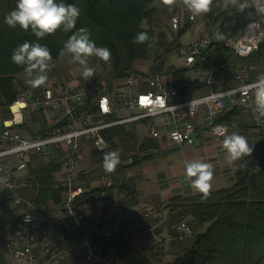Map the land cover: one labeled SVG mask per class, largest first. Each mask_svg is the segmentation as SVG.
Listing matches in <instances>:
<instances>
[{
    "label": "built area",
    "instance_id": "built-area-1",
    "mask_svg": "<svg viewBox=\"0 0 264 264\" xmlns=\"http://www.w3.org/2000/svg\"><path fill=\"white\" fill-rule=\"evenodd\" d=\"M187 19L195 18L188 13ZM169 23L177 32L181 27L179 13L171 15ZM211 43V36L206 34L185 45L179 44L176 53L183 62L179 69L193 67ZM261 43H264V14L259 13L246 20L237 35L226 38L224 46L231 54L227 60L207 64L206 92L185 98L177 96L173 69H136L103 81L48 79L36 88L27 83L23 72L19 73L13 81L16 94L8 105L10 116L0 127V178L5 180L0 184V193L3 209L10 204L21 208L14 224L0 234L3 250L18 264H60L65 260H78V264H157L155 261L133 262L126 253L102 252L107 242L130 241L134 233L123 203L121 182L110 174L100 176L89 222L77 204L86 190L79 174L88 170L92 149L107 147L105 129L133 121L146 124L147 137L156 144L169 142L181 147L193 145L191 135L196 133L199 116L203 134L220 140L227 132V125L217 121V117L227 108L238 107L256 138L264 142V121L257 122L253 113L249 87L264 78V61L261 71L254 73L255 64L245 60ZM225 68L230 69L232 78L231 83L222 88L219 75ZM29 112L37 113L42 124L23 135L20 130L28 128L26 115ZM122 112L131 114L115 118ZM31 155H38L43 162L55 163L50 177L54 187L61 191L58 204L37 209L31 200L21 196ZM107 204L115 209L110 220H104L101 214ZM147 212L150 214V210ZM167 220V216H155L149 230ZM171 228L175 235L153 237L154 252L161 251L173 239L182 241L196 233L186 220L174 223Z\"/></svg>",
    "mask_w": 264,
    "mask_h": 264
},
{
    "label": "trees",
    "instance_id": "trees-1",
    "mask_svg": "<svg viewBox=\"0 0 264 264\" xmlns=\"http://www.w3.org/2000/svg\"><path fill=\"white\" fill-rule=\"evenodd\" d=\"M152 1L63 0L64 3H74L81 9L73 32L86 27L98 47H107L111 51V59L107 63L96 57L91 58L101 68H108L103 76L92 78L103 81L136 70L133 68L134 61L146 58L152 43H155L156 49L161 47L165 34L164 32L156 34L153 30L156 12ZM14 8L15 0H0V104L4 107H8L15 98L14 78L19 73H24L23 67L17 66L11 60L13 49L25 41L38 42L49 48L54 62L60 56L63 44L73 34L58 30L54 35L38 40L31 29L24 31L18 25L9 28L4 23V17ZM231 20L232 17L223 19L215 30L211 44L224 47L226 38L236 32L237 25H241L232 24ZM185 29L186 26L181 25L176 36H180ZM140 32H147L150 38L148 42L143 44L134 42V38ZM217 33L222 34L224 38L216 39ZM176 45L179 44L170 42L169 49L165 50L177 48ZM249 59L253 64H261L264 61V43L259 45ZM151 69L152 67L148 68L153 71ZM204 86L205 83L198 79H181L176 83L177 96L185 98L189 93ZM216 120L224 122L226 116L217 117ZM103 136L107 147L102 150H91L92 165L102 164L106 152L119 149L130 152L136 147L137 154H132L130 162L123 165L134 166L149 158V156L142 158L143 153L158 150L156 142L150 138H144L138 143L135 130L127 123L105 129ZM249 144L254 146V150L250 157L235 161L233 183L230 186L211 190L206 199H203L200 193L189 196L174 195L163 204L170 214L169 227L172 234L175 235L176 232L171 226L181 220H186L196 229V233L187 238L190 240L188 243L187 239L184 240L187 244L185 252L178 256L173 264H264V142L257 140ZM54 168L53 161H39L35 167L29 169L28 184L31 189L29 200L37 209L48 202L58 204L61 200V191L54 187L50 177V172ZM79 176L84 175L81 172ZM117 180L125 181L131 187V190L120 187V191L132 202L135 198L133 180L125 176ZM96 191L97 188H93L86 192V195L83 193L81 196H84L79 203L93 201L92 196ZM2 205L3 202L0 206ZM144 224H149L148 219L144 220ZM111 246L119 254L129 252L126 241L121 243L109 241L103 246L102 252L108 251ZM60 264H78V260H65Z\"/></svg>",
    "mask_w": 264,
    "mask_h": 264
},
{
    "label": "crops",
    "instance_id": "crops-1",
    "mask_svg": "<svg viewBox=\"0 0 264 264\" xmlns=\"http://www.w3.org/2000/svg\"><path fill=\"white\" fill-rule=\"evenodd\" d=\"M152 4L155 7L156 12L155 20L153 22V30L155 32L157 31V33L164 32V40H167V42L174 41L176 44H182L180 42V38L184 35V33L190 34L189 41L193 38H197L206 34H209L213 40L215 30L219 27L220 23L224 18L230 19V17H232L230 23H234L235 25L241 23V25H237L238 28L236 32L231 35L235 36L239 33L240 28L246 20L253 19L259 14L254 7H247L243 12L238 11L237 6L233 3V0H213L212 8L209 13L198 16L193 21H188L187 16L189 12L184 8L180 0H178L177 4L173 6V10L171 11H169L168 6L163 4L162 0H153ZM174 13H179L181 25L186 26L185 31L180 36H176L177 32H174L170 27L169 19ZM211 46L215 45L211 44L208 49ZM216 47L217 49L215 53L220 55L218 58V63L227 60V58L225 59L224 56H221V53L223 50H225L230 54V51L225 46ZM207 52L208 50L203 53L201 60L197 61L193 67L189 68L192 70L199 69L201 66L206 67L204 76L201 79L194 78L202 82L205 81V77L207 75V65L202 63L206 62L204 58H207V54H210V52ZM230 56L231 54L229 57ZM255 66L254 73L260 72L262 65L255 64ZM177 68L179 69L180 67ZM177 68L174 67L172 69L176 70ZM168 69L170 68L162 66L158 70L153 71H164ZM140 70L145 71L148 69L146 68L144 70ZM254 73L252 74L254 75ZM231 78L232 76L230 69H223L219 75L220 86L222 88L227 87L231 83ZM206 90L207 88L204 86L195 92L189 93L188 95L204 94ZM3 108L4 106L0 104V127L2 125V121L10 116L8 107H5V109ZM224 116H226V120L224 122L227 125L228 134L235 131L240 135H243L242 132L245 131L253 134L252 138H247L248 142H255L258 140L256 138L255 132L250 129L249 121L247 120L241 108H227L219 117ZM26 117L29 119V124L27 129L20 130L21 134L23 135H27L30 131L39 128L42 124L40 116L35 112H29ZM197 124V143H193V145H183L181 147H177L169 142H165L162 145L157 144L158 150H155L157 153L149 156V158L143 159L138 164L131 166L130 168H125L122 177L125 176L133 180L135 192V198L132 202L128 201L126 197L123 200V203L126 206L127 216L132 221L134 228V233L130 236V241H126L128 243L129 249V252L126 254L133 262L155 261L157 264H173L174 260L185 252V241L187 238L185 241L173 239L159 252H154L153 250V237L155 235L167 236L168 234H172L169 227L170 214L168 209L163 207V204L174 195L189 196L197 193L190 187L189 183L184 177L183 164L185 160L203 159L213 165L214 177L212 180V190L225 188L233 183L235 162H227L225 158L227 154L220 146L223 138L220 140H213L205 136L203 134L200 116L197 118ZM233 125H235V127H233ZM135 129L137 128L135 127ZM147 133H142L138 136V143H140L144 138H148ZM28 158L29 164L26 169V174L23 178L24 186L20 190L21 196L27 199H29L31 190L30 185L28 184V177L30 174L29 169L35 167V165L41 161L38 155H31ZM129 162L130 160L128 159V163ZM88 172L89 171L82 172L84 176L81 177L84 180L86 187L84 195H86V192L97 187L100 178L99 176L97 178L98 180L94 181L95 179H92L91 177L89 178ZM122 177L118 179H121ZM121 183L124 184L127 182L124 181ZM1 196L2 194L0 193V203L2 204ZM83 196L78 198L77 204L78 207L86 214V219L90 222L92 220L94 206L92 200L79 203V200L81 201ZM94 196L95 194L92 196L93 199ZM52 204L54 205V203L48 202L46 205ZM148 210H150V214L147 212ZM114 211V207L107 204L101 210L102 218L104 220H110ZM157 215L167 216V222H164L156 228L149 230L152 220ZM17 217L18 214L13 218L10 226L14 224ZM146 219H148L149 224L145 225L144 220ZM119 243L121 242L119 241ZM108 251L110 253H118L113 246H111ZM5 254L7 253L5 252Z\"/></svg>",
    "mask_w": 264,
    "mask_h": 264
},
{
    "label": "clouds",
    "instance_id": "clouds-1",
    "mask_svg": "<svg viewBox=\"0 0 264 264\" xmlns=\"http://www.w3.org/2000/svg\"><path fill=\"white\" fill-rule=\"evenodd\" d=\"M173 10L178 0H162ZM192 18L207 14L211 11L213 0H180ZM238 11L243 12L247 7H254L258 13L264 14V0H233ZM81 14V9L74 3H64L63 0H15V8L6 14L4 23L9 28L17 25L24 31L31 32L39 39L54 35L58 30L64 33L73 32ZM216 39H223V35L216 34ZM147 32H140L134 38L137 44L149 41ZM61 56L69 55L72 62L80 67L82 77L87 81L94 76L95 69L90 66V58L96 57L107 63L111 59V51L107 47H98L91 39L88 28L81 27L74 31L63 44ZM11 60L17 66L23 67L27 83L32 87H40L48 80V72L53 65V57L49 48L38 42L25 41L12 51ZM252 91L253 113L257 122L264 121V78L249 86ZM235 127V125H233ZM221 148L226 152V160L233 163L244 157H250L254 146L250 145L245 136L238 132H227L223 135ZM120 163L118 151L106 152L103 157V169L112 173ZM184 177L190 187L206 199L212 190L214 177L213 165L203 159L185 160ZM5 183L0 178V184Z\"/></svg>",
    "mask_w": 264,
    "mask_h": 264
},
{
    "label": "rangeland",
    "instance_id": "rangeland-1",
    "mask_svg": "<svg viewBox=\"0 0 264 264\" xmlns=\"http://www.w3.org/2000/svg\"><path fill=\"white\" fill-rule=\"evenodd\" d=\"M143 25H145V22H143ZM164 29V28H163ZM168 32V31H167ZM157 34V31L155 32ZM179 38V37H178ZM190 34L184 33V35L180 38V42L182 44H187L189 42ZM188 41V42H187ZM155 43H152L149 47V51L147 54V57L144 59H139L134 61L133 68L135 69H148L149 67H152L151 70H155L157 67H160L163 65L164 67H183L182 58H180L176 53V47L171 49L170 51H166L170 45V42H167V40L161 41V47L155 48ZM177 46V45H176ZM169 49V48H168ZM217 47L211 46L208 50L210 54H207V58H204L206 62H202L204 65L210 64V65H216L219 61L218 58L220 55L216 52ZM207 52V53H208ZM229 53H227L225 50L222 51L221 56H224V58L229 57ZM159 56V57H157ZM245 60H250L249 57ZM89 64L91 67L95 69V73L93 77H101L108 71V68H101L100 65L93 61V59L90 58ZM53 67L48 72V79H66V78H79L81 80H84V78L81 75L80 67L78 64L73 63L69 55L59 56L54 62ZM205 66H201L199 69H176V72H174V80L175 82H179L181 79L186 80H193L194 78L201 79L204 76V73L206 71ZM158 70V69H156ZM181 70V71H180ZM204 70V71H203ZM23 78V76H22ZM26 85V84H25ZM192 95H187V97ZM5 109V107L3 108ZM131 113L128 112H122L118 115H115V118L122 117L124 115H129ZM130 127H132L137 137L142 133H147V126L140 121H133L127 123ZM135 127L137 129H135ZM138 130V131H137ZM242 136H245L246 138H252L253 134L243 131ZM120 154V163L116 167V170L112 173L105 172L103 169L102 164L100 165H92L91 163H87V171L89 174V178L95 179L94 181H97L98 177L102 174H110L115 180L122 177L125 171L126 167H123L124 164L128 163V159L132 158L131 152L135 153L137 152V148H133L129 151L125 150H118ZM131 166H129L130 168ZM99 184V183H98ZM20 213V207L16 206L14 204H10L9 207L3 209L2 206H0V234L10 226L11 222L13 221V218L16 217L17 214ZM193 227V226H192ZM194 228V227H193ZM195 229V228H194ZM196 230V229H195ZM190 238V237H188ZM190 240L187 239L186 243H188ZM185 243V246L187 245ZM2 244H0V264H18L14 260L11 259L9 254H5V251L3 250Z\"/></svg>",
    "mask_w": 264,
    "mask_h": 264
},
{
    "label": "water",
    "instance_id": "water-1",
    "mask_svg": "<svg viewBox=\"0 0 264 264\" xmlns=\"http://www.w3.org/2000/svg\"><path fill=\"white\" fill-rule=\"evenodd\" d=\"M193 138H194V143H197V140H196V133L193 132L192 135H191ZM157 153V151H152V150H149L145 153H143L141 155V157H148V156H151L153 154ZM120 187L124 188V189H128V190H131V187L127 184V183H124V184H120Z\"/></svg>",
    "mask_w": 264,
    "mask_h": 264
}]
</instances>
